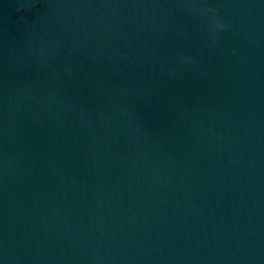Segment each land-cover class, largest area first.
<instances>
[{
    "label": "water",
    "instance_id": "95a60500",
    "mask_svg": "<svg viewBox=\"0 0 264 264\" xmlns=\"http://www.w3.org/2000/svg\"><path fill=\"white\" fill-rule=\"evenodd\" d=\"M0 264H264V0H0Z\"/></svg>",
    "mask_w": 264,
    "mask_h": 264
}]
</instances>
